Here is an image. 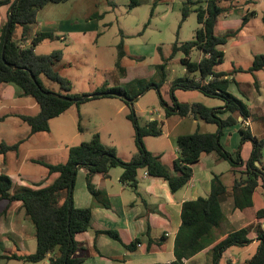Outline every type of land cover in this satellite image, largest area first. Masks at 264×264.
Returning a JSON list of instances; mask_svg holds the SVG:
<instances>
[{"label": "trees", "instance_id": "16d2710c", "mask_svg": "<svg viewBox=\"0 0 264 264\" xmlns=\"http://www.w3.org/2000/svg\"><path fill=\"white\" fill-rule=\"evenodd\" d=\"M64 1L66 0H20L19 2L0 0V8L6 4L10 5L9 19L13 20L5 49L3 45L9 19L0 30V85L15 84L22 90V95L32 96L38 102L40 111L37 114L17 115L30 126V135L41 131H50V120L65 112L73 104H81L87 100L101 97H119L132 108L134 102L131 105L124 99V96L135 101L151 88L156 89L160 104L167 117L193 115L205 122L217 124L219 128L215 133L196 131L179 135L176 139L179 154L174 161L173 172L163 163L160 155L147 149L144 142L146 136L162 134L163 122L154 119L141 124L140 117L131 109L128 118L136 131L137 152L130 161L122 160L116 149L106 146L99 133H95L89 141L71 146L66 162L53 164L44 160H33L48 169L49 179L56 174L48 186L14 188L12 178L6 173H0V204L6 203L5 210L7 211L16 203H21L26 218L35 227L37 239V249L34 253H11L4 254L2 257L26 262H40L51 254V264L83 263L84 259L76 254L80 244L75 236L77 233L90 229L92 208H78L74 202V186L79 168H86L88 171L87 185L95 201L101 193L92 183L93 176L97 173L107 176L112 168L119 166L124 169L121 181L134 188L137 187L139 170L145 168L150 175L166 180L171 190L175 192L191 180L193 176L191 166L197 163L203 154L217 152L220 158L227 160L232 165L234 174H238L232 188L234 207L241 210L252 208L254 206L253 194L260 182L264 187V137L258 138L249 129L241 128V142L251 141L253 143L251 156L246 162L242 159L240 151L231 153L221 144L224 129L238 124L236 113H240L244 118L250 115L246 104L228 91L229 84L233 80L229 77L231 73L215 69L216 65L224 61L223 46L236 35L235 32L223 35L216 33L219 17L229 10L222 7L224 0H186L184 2L181 23L187 19L192 10L191 6L194 5L199 27L196 29L193 39L180 45L175 42L173 45L171 57L180 51L183 52L184 57L181 62L186 66L188 75L173 83L171 87L172 105H169L164 99L161 91V86L166 80L165 72L169 62V59L165 57L163 62L156 66V74L162 76L161 81L146 82L145 85L132 93L126 88L110 87L106 82L94 93H75L71 80L55 68V64L62 59V51L38 54L35 50L38 42L46 38L53 39L55 38L54 34L42 32L32 37L39 10L50 3ZM139 4L140 0H129L130 8L137 7ZM244 22H247V17L244 18ZM19 28L21 29L20 36H18ZM28 40L32 41V44L21 48L20 43L28 42ZM193 50L202 52L203 56L199 61L191 59L190 54ZM3 52L5 59H3ZM124 55L122 40L118 44L117 67H121ZM263 68L264 54H258L248 71L254 72ZM33 75L35 79H33ZM43 77L58 83L60 91L56 92L46 87ZM177 89L198 90L206 96L223 100L224 105L208 107L200 102H180L175 95ZM116 93L122 94V96H118ZM61 95L68 99L61 98ZM225 112L231 114L227 118H222L221 114ZM7 117L8 115L0 117V121ZM79 129L84 130L81 120ZM23 142L24 139L13 144L2 142L0 156H6L10 151L18 152ZM243 166L244 169L238 170ZM229 193L221 176L214 175L212 191L209 196L199 197L183 204L182 224L176 236V260L173 264H183L185 258L194 256L224 235L226 237L215 247L212 261L209 264H219L222 254L232 246L242 247L252 243L250 233L253 227L251 226L227 231L222 201ZM104 204L109 205L105 200ZM256 216L264 218V208L259 210ZM255 232L260 244L258 252L250 264H264V230L261 225L255 227ZM103 233L120 239L116 231L107 230Z\"/></svg>", "mask_w": 264, "mask_h": 264}, {"label": "crops", "instance_id": "0c3cea01", "mask_svg": "<svg viewBox=\"0 0 264 264\" xmlns=\"http://www.w3.org/2000/svg\"><path fill=\"white\" fill-rule=\"evenodd\" d=\"M158 1L159 0H154L153 2L151 15H154V13H159ZM167 5L171 6L172 10L173 6L171 5V3L169 2L167 3ZM222 7L226 8V10H229L224 12L219 17L216 25V33L218 35H223L229 32H235L236 35L232 37L226 45L223 46V50L225 52L224 61L216 65L215 69L217 71H225L231 73L229 77L233 80L229 84L228 91L246 104L250 111V115L244 118L240 113H236L238 124H236L235 126L226 127L224 129L221 136V144L224 149L231 153L240 151L242 159L246 162L251 156L253 143L251 141L241 142V128L249 129L252 134L257 136L258 138H262L264 136V129L260 131V134H257L254 129V120H256V115L262 114L261 117L264 123V77H259L258 75V73L264 72V68L254 72L248 71L249 68L253 65L255 56L264 53L252 52L249 62L246 61V63L251 64L243 66L242 64L244 63V61L241 60L240 54L234 53L233 55L228 56L227 49L228 47L233 50H238L240 48L245 49L247 45H253L254 48H256V45L253 44V42H257V38L260 37L261 34L250 32V30L246 31L245 25L247 22H244V18L247 17V21L250 20L251 15L256 18L259 14V9H262L261 7H263L262 11L264 12V0H224L222 2ZM43 8L41 10H43ZM10 10L11 7L9 4L3 5L0 8V30L2 25L6 21H8ZM41 10H39L37 14V21L33 28L32 37L37 36L38 33L51 32L54 34L55 38H46L38 42V44L35 46V50L38 54H43L38 52V47H44L51 44L46 43L45 41H53L58 38H60L61 40H67L68 37L66 34L71 35V33H75L80 30L86 32L88 30H92L95 32H98L100 30V21L97 17H89L88 19L81 20H74L71 18L66 20L59 19L54 22H45L39 20L38 18ZM167 12L161 14V19L166 18ZM261 18L264 20V13H262ZM183 23H181L180 21V27H182ZM20 35L21 29L19 28L18 36ZM121 37L122 39L120 40V42L123 40L125 51V55L121 60L122 64L124 58L130 54V45L125 42V35L122 31ZM194 37L195 36H193V38ZM262 37L264 38V34L262 35ZM30 42V40H28V42H21L20 46L25 45V47H27L31 45L29 44ZM120 42H118V44ZM175 42H178L179 45L183 43L182 41H179L178 34L176 40L172 43L169 56L162 54V62L164 57L169 59V62L166 66L167 77L165 82L161 86L163 97L169 103V105L173 104L172 97L171 95H165L163 92V88L167 86L168 91H170V88L176 81V78H184L188 75L186 66L181 62L184 55L180 57V64L177 63L176 59V55L179 52L171 57L173 52V45ZM118 44L117 59L114 64L115 68L117 67L118 61ZM157 51L163 53L164 50L161 46H157ZM193 55H196V58H193ZM202 56L203 54L199 50H193L190 54L191 59L195 61H199ZM228 57L230 60L229 64L231 68L224 70L220 67V65H222ZM143 59L144 56L142 60ZM131 65L132 64H126L125 67L132 72ZM139 66L142 68L144 67V65ZM111 69L112 68H109V70ZM137 71L138 70H135L134 72ZM139 76H151L152 78H155L156 68L154 66L151 68H149V66H145V69L141 75L130 76L128 80L130 81L137 79ZM128 80L127 78L118 80L120 83L119 85L109 86L114 88H125L123 86V83ZM103 85L104 81L102 84L97 85L91 93H94ZM241 87L243 88V91ZM73 91L80 94L86 93L80 92L78 88H75V90ZM184 91L192 93L189 99H198L201 96L200 94H203L198 90ZM10 95H20L22 97L24 96L22 95V90L17 85L12 83L1 84V98H6ZM204 96L206 95L204 94ZM138 98L134 102H136ZM177 99L183 103L199 102L187 100L182 95L179 98L177 97ZM214 99L221 100L219 98ZM201 101H203V103L206 104L204 105L208 107H221L224 105L223 100L218 101V103L216 104L211 99L201 98ZM35 102L38 104L36 100ZM88 102H90L88 103V106H91L92 104V109L98 111L95 121L100 124L99 126H96V128L84 127L83 131L79 129V124H77L78 126L75 137H88L86 140L82 141L86 142L89 141L95 133H99L102 142L106 146L114 147L117 151L118 156L122 160L130 161L137 152L135 139L136 131L135 129H131L129 127V123L132 124V122L128 118V109L130 108V106L119 97H101L92 99ZM24 106L33 108L36 105L32 104L31 102H26ZM72 108L73 106H70L65 111H69L71 113L70 117L72 122L75 120V114H77L79 122L80 120L82 121L83 114L81 112V107L76 108V113L75 109ZM139 111H144L142 106H139ZM109 112H112L113 114H109ZM147 112L149 115V119L145 121V123L154 119L160 120L163 122V132L159 136H146L144 138L145 145L148 150L160 155L163 163L168 166L173 172L174 161L179 154V147L176 142V139L179 135L190 134L196 131L202 133H215L219 128L216 124L217 129L215 130H213L211 127L208 128V130H202L203 125L201 122L204 120L195 118L193 115L183 117L179 115H171L167 117L163 107L162 110L152 107L149 108ZM230 114V112H225L221 114V117L227 118ZM11 115L15 116L16 114L13 113ZM11 115H8V117ZM102 115H106V118L101 121L100 117ZM188 120H191L192 123V125H190V131L184 130L183 128L187 124L186 122ZM112 123L114 125L117 124L120 126V133L118 132V130H115L114 126H112ZM108 127H111V129L107 130ZM106 130L107 132L105 133L107 135V140L104 136V131ZM30 131L27 135V139H24L23 142L25 146V153L37 151V154H39L46 148L44 147V139L47 135L44 132L49 131H41L32 135H30ZM115 133H118V138H116ZM249 142H251V145L246 147ZM71 146L73 145H70L68 143L63 147L64 150H66L64 162L68 160L69 150ZM245 147L246 149L248 148L247 158H244L242 156V151L245 149ZM6 156H10V160H12L10 163L12 164L11 167H13V164L16 160H19L18 152L15 151L8 152ZM6 156L0 157L6 160ZM39 157L40 156H33L27 158L26 156L25 160L34 164H38L33 162V160H40ZM222 160L223 158H220L217 152L203 154L201 159L191 166L193 170V176L191 180L188 182V184L175 192L171 190L166 180L150 175L145 168L139 170L137 175V187L134 188L128 183H124L121 181V175L123 174L124 169L120 166L114 167L110 170L107 176L99 173L93 176L92 183L101 193L97 201L94 200V197L87 185V169L79 168L74 186V202L78 208H92V221L90 229L85 232L77 233L75 236L76 240L80 244L76 254L84 259L82 264H173L176 260L175 241L179 228L182 224L183 204L187 201L196 200L199 197L209 196L212 191V179L214 175H220L222 180L224 181L222 173L219 172V164ZM233 169L234 168L230 164L229 171L232 174L233 178L231 184L227 185L224 181L230 192L222 201V206L226 216L225 226L228 229L227 231L249 226L253 227L250 233V237L253 241L247 246H232L228 248L222 254L220 262L225 261L227 262V264H250L251 260L258 252V247L260 244L257 238V233L255 232V227L261 225L262 229L264 230V218H258L256 216V213L264 208V187L262 185V182H260V185L257 187L253 194L254 206L252 208H246L243 210L235 208L232 188L236 177H238V174H234ZM240 169H244V166L242 168H238V170ZM12 171V175L10 173L6 174H8L12 178L14 188L25 184L30 185L33 188L45 187L48 186L52 178L56 176V174H54L49 179L48 171L46 176L39 174H29L27 176H24L25 180H23L21 175H18L14 169H12ZM104 200L105 202L108 201V206L104 204ZM5 209L6 203L0 204V258L5 259L2 257V255L4 254L34 253L37 249V239L34 250V247L32 246V248V244L30 245V243H32L34 238H36L35 227L26 218L25 211L22 208L21 203H16L7 211ZM107 230L116 231L120 239L112 238L111 236L103 233V231ZM225 237L226 235L220 237L210 246L198 252L194 256L185 258L183 264H209L212 261L215 247ZM255 246L257 247L256 252L251 253V250ZM233 247L243 248L244 250H242L240 253L234 252L232 250ZM50 257L51 254H49L46 259L40 262L29 263L51 264Z\"/></svg>", "mask_w": 264, "mask_h": 264}, {"label": "rangeland", "instance_id": "374dc122", "mask_svg": "<svg viewBox=\"0 0 264 264\" xmlns=\"http://www.w3.org/2000/svg\"><path fill=\"white\" fill-rule=\"evenodd\" d=\"M186 0H168L158 2V14L151 15L153 2L154 0H140V4L137 7L130 8L129 0H66L61 3H50L46 5L43 10L38 15L39 20L45 22H54L56 20L62 19H88L89 17H97L100 21V30L98 32L88 30L78 31L67 35V40H61L60 38L53 41H45L46 43H51L44 47H38V52L43 54H49L53 51L61 50L63 51V57L60 61L55 64V68L58 69L64 76L68 77L73 83L74 89L78 88L80 92H86L90 94L96 88L97 85H100L106 82L110 86L119 85L118 80L130 78V76L141 75L145 69V66L155 67L162 62V54L169 56L171 52L172 43L176 40L177 34L179 41L185 42L190 40L195 36V31L199 26L197 13L194 10V5L191 6L192 10L184 21L182 27H180V21L182 19V7ZM171 3L173 6L167 5ZM259 9V14L256 18L253 15L250 16V20L247 21L245 25V30H250V32H255L261 34L257 38V42H253L256 45L254 48L253 45H247L245 49L233 50L228 47V56L233 55L234 53H239L241 60L244 61L243 66H247L251 63L249 62L251 54L253 53H264V20L261 18L262 13H264L263 7ZM168 11V12H167ZM167 12L165 19H161V14ZM121 31L125 35V42L130 45V54L124 58L121 67L114 66L117 59V44L122 39ZM157 46H161L162 50L157 51ZM184 54L179 52L176 55L177 63L180 64V57ZM144 56V59L142 60ZM193 58H196V55H193ZM229 57L225 62L220 65L224 70L231 68L229 64ZM126 64H132V72L129 69H126ZM134 65V66H133ZM139 65H144L140 67ZM125 67V68H124ZM109 68H112L109 70ZM107 69V70H105ZM138 70L137 72H134ZM166 77H167V68H166ZM264 72L258 73L259 77H264ZM161 75L156 74L155 78L151 76L143 77L139 76L137 79L125 81L123 86L129 91L134 92L138 90L146 82H159L161 81ZM180 79L182 77H179ZM176 78L175 80H179ZM43 82L46 87L53 91H60V86L58 83L43 77ZM127 82V83H126ZM242 91L243 88L241 87ZM171 91V88H170ZM170 91H168L167 86L163 88L165 95L169 96ZM191 92L184 90H176L175 95L179 98L181 95L192 101H201V98L211 99L215 104L218 103V99L209 98L200 94L201 96L198 99H189L191 97ZM92 100V99H90ZM90 100L82 102L81 104H73V108L81 107L82 117L81 125L83 127L93 128L99 126L100 123L96 122V117L98 114L97 110L92 109L93 105L88 106ZM26 102H31L36 106L25 107ZM205 104V103H203ZM206 105V104H205ZM71 106V107H72ZM139 106L143 107L144 111H139ZM159 108L162 110L160 104L159 95L156 89L151 88L144 92L136 102H134L133 107L129 108L134 110L137 115L140 117L141 124H144L145 121L149 119L148 109L149 108ZM39 105L35 102L32 96H20V95H10L6 98H1L0 96V117L16 114L15 116L11 115L6 119L0 121V144L5 142L7 144L16 143L19 140L27 139V135L30 131V126L24 122L17 114L25 115H34L39 112ZM70 112H63L59 116L50 120V131L46 133V138L44 139L45 150L39 154L37 151H32L30 153H25V146L22 143L18 151L19 160H16L13 164L11 163L10 156H6V160L0 157V173H13L12 169L18 175H21L23 180L24 176L29 174H39L47 175V168L41 164H34L25 160V157H35L40 156V160H44L49 163L57 164L64 162V156L66 155V150L64 146L66 144L70 145H79L82 141L86 140L88 137L76 136L77 124H79V118L75 114V120L72 122L70 117ZM109 114H113L109 112ZM262 114L255 116L254 120V129L257 134H260V131L264 129ZM106 118V115H102L100 120L102 121ZM187 124L183 127L184 130L190 131V125H192L191 120L186 122ZM203 127L202 130H208L212 128L213 130L217 129L216 124L201 122ZM95 125V126H94ZM115 130L121 132V128L117 124H113ZM131 129H135L133 124L129 123ZM205 127V128H204ZM111 129L108 127L107 130ZM181 129V128H180ZM104 131L105 139L107 140V135ZM116 134V133H115ZM118 133L116 138H118ZM264 137V136H263ZM262 137V138H263ZM145 142V141H144ZM251 142L246 145L250 146ZM146 146V145H145ZM242 151V156L247 158L248 148ZM57 148V149H56ZM15 155V154H14ZM230 163L223 159L219 164V172L222 173L223 179L227 185H230L232 182V174L229 171ZM16 175V176H18ZM31 187L30 185H22L19 188ZM227 211V209H226ZM31 242V238H30ZM29 242V243H30ZM32 244V245H31ZM33 250L36 245V238L30 243ZM256 246L251 250V253L256 252ZM234 252L240 253L243 248L233 247ZM0 264H33L29 262H24L22 260H6L0 258ZM220 264H227L225 261H221Z\"/></svg>", "mask_w": 264, "mask_h": 264}, {"label": "water", "instance_id": "95a60500", "mask_svg": "<svg viewBox=\"0 0 264 264\" xmlns=\"http://www.w3.org/2000/svg\"><path fill=\"white\" fill-rule=\"evenodd\" d=\"M20 0H16V2H19ZM12 18L9 19V22H8V28H7V31H6V34H5V39H4V45H3V48L5 49L6 46H7V43H8V40H9V35H10V27L12 25ZM3 59H5V54L3 52ZM8 65H10L8 62H7ZM33 79H35V76L33 75ZM116 95L118 96H122V94H119V93H116ZM61 98L63 99H68V97L66 96H62L61 95ZM124 99H126L128 102L131 103V105L133 104V99L132 98H129L128 96H124ZM71 100H75V99H71Z\"/></svg>", "mask_w": 264, "mask_h": 264}, {"label": "built area", "instance_id": "2783aa9c", "mask_svg": "<svg viewBox=\"0 0 264 264\" xmlns=\"http://www.w3.org/2000/svg\"><path fill=\"white\" fill-rule=\"evenodd\" d=\"M29 44H32V41H31ZM24 47H25V45H22V46H21V48H24ZM184 260H185V259H184Z\"/></svg>", "mask_w": 264, "mask_h": 264}]
</instances>
